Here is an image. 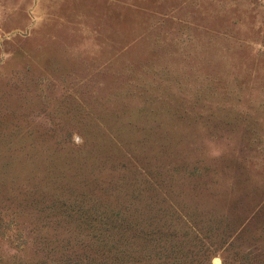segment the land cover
<instances>
[{
  "label": "rangeland",
  "instance_id": "374dc122",
  "mask_svg": "<svg viewBox=\"0 0 264 264\" xmlns=\"http://www.w3.org/2000/svg\"><path fill=\"white\" fill-rule=\"evenodd\" d=\"M0 264H264V0H0Z\"/></svg>",
  "mask_w": 264,
  "mask_h": 264
}]
</instances>
